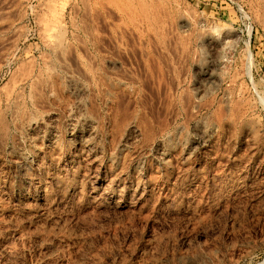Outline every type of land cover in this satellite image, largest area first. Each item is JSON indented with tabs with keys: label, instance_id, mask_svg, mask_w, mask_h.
Segmentation results:
<instances>
[{
	"label": "rangeland",
	"instance_id": "rangeland-1",
	"mask_svg": "<svg viewBox=\"0 0 264 264\" xmlns=\"http://www.w3.org/2000/svg\"><path fill=\"white\" fill-rule=\"evenodd\" d=\"M0 29V264H264V0H0Z\"/></svg>",
	"mask_w": 264,
	"mask_h": 264
},
{
	"label": "bare ground",
	"instance_id": "bare-ground-1",
	"mask_svg": "<svg viewBox=\"0 0 264 264\" xmlns=\"http://www.w3.org/2000/svg\"><path fill=\"white\" fill-rule=\"evenodd\" d=\"M110 1H111V0H110ZM116 1H118V0H116ZM120 1H121V0H120ZM139 1H140V0H139ZM52 2H53V1H52ZM52 2H51V3H52ZM128 2L131 3L132 1H131V2L128 1ZM116 3H117V2H116ZM119 3H120V2H119ZM140 4H141V2H140ZM146 4H148V3H145V4L143 3L142 6H143V5L145 6ZM131 5H132V3H131ZM59 6H60V5H59ZM61 6H62V5H61ZM61 6H60V9H61ZM50 7H51V6H50ZM55 7H56V6H55ZM55 7H51V8H55ZM121 7H122V6H121ZM124 7H125V6L123 5V8H124ZM48 8H49V7H48ZM55 9H56V8H55ZM125 9H129V8L125 7L124 10H125ZM130 9H131V8H130ZM132 9H133V8H132ZM134 9H135V8H134ZM134 9H133V10H134ZM147 9H149V8H147ZM49 10H50V8H49ZM61 10H62V9H61ZM61 10H60V11H61ZM50 11H52V9H51ZM53 11H54V9H53ZM56 11H57V10H56ZM60 11H59V12H60ZM62 11H63V10H62ZM135 11H136L137 13H139L137 10H135ZM142 11H143V10H142ZM54 13H55V12H54ZM54 13H53V14H54ZM147 13H148V11H147ZM147 13H146V14H147ZM152 13H153V12H152ZM56 14H57V13H56ZM58 14H59V13H58ZM150 14H151V13H150ZM147 15H149V14H147ZM153 16H154V15H153ZM153 16H152V19H153ZM10 17H11V16H10ZM61 17H62V15L59 17V18H60V21H61ZM41 18H43V17H41ZM53 18H54V17H53ZM154 18H155V17H154ZM49 20H50V19H49ZM54 20H56V16H55ZM57 20H58V22H59V19H58V18H57ZM42 21H44V20L42 19ZM50 21L52 22L53 19L50 20ZM152 21H153V20H152ZM154 21L156 22V20H154ZM48 22H49V21H48ZM48 22H47V23H48ZM51 22H49L48 24H49L50 27L52 28V26L54 27V22H52L53 25L51 24ZM148 22L150 23L151 21H148ZM47 23H46V27L48 28L49 26L47 25ZM11 24H13V23H11ZM43 24H44V23H43ZM153 24H154V23H153ZM55 25H56V23H55ZM59 25H60V24H58V27H59ZM61 25H62V24H61ZM9 26H10V25H9ZM58 27H57V28H54V29L57 30ZM2 28H3V27H2ZM8 28H9V27H8ZM14 28H15V27H14ZM62 28H63V26H62ZM54 29H53V30H54ZM59 29H60V28H59ZM0 30H1V29H0ZM40 30H41V29H40ZM43 30H45V29H43ZM43 30H42V31H43ZM48 30H50V31H49V34H51V35H53V36H54V34H56V33H54V32H56V31L53 32V30L50 29V28H48ZM51 30H52V32H51ZM45 31H46V30H45ZM59 31L61 32V30H59ZM59 31L57 30V32H59ZM50 32H51V33H50ZM1 33H2V32H1ZM61 33H63V31H62ZM16 35H17V34H15L14 36H16ZM56 35H57V34H56ZM46 36H47V35H46ZM54 37H55V36H54ZM59 37H60V36H59ZM12 38H13V37H12ZM7 39H8V38H7ZM60 39H61V43H62L63 38L61 37ZM60 39H59V40H60ZM54 40H55V42H56L57 39L55 38ZM59 40H58V41H59ZM15 41H16V40H15ZM5 42H6V41H5ZM13 42H14V41H13ZM51 42H52V41H51ZM6 44H7V43H6ZM56 45H57V44H56ZM63 45H64V43H63ZM2 46H3V45H2ZM61 46H62V45H61ZM57 47H59V45H57ZM60 48H61V47H59V49H60ZM62 48H63V47H62ZM65 49H66V48H65ZM61 50H62V49H61ZM63 50H64V49H63ZM56 52H57V51H56ZM58 52H60V51L58 50ZM57 55H58V54H57ZM60 56H61V54H60ZM153 58H154V57H153ZM158 58H160V57H158ZM152 60H153V59H152ZM155 60H156V59H155ZM53 65H54V64H53ZM82 66H83V64H82ZM90 71H93V70H91V68H90ZM91 73H92V72H91ZM86 74H87V72H86ZM52 75H53V74H52ZM42 78H43V77H42ZM20 79H21V78H20ZM23 80H24V79H23ZM43 82H44V81H43ZM18 94H19V93H18Z\"/></svg>",
	"mask_w": 264,
	"mask_h": 264
}]
</instances>
